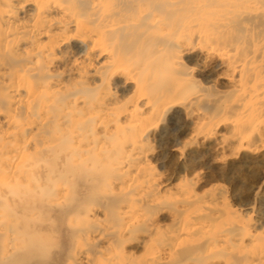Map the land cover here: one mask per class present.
<instances>
[{
  "label": "bare ground",
  "instance_id": "6f19581e",
  "mask_svg": "<svg viewBox=\"0 0 264 264\" xmlns=\"http://www.w3.org/2000/svg\"><path fill=\"white\" fill-rule=\"evenodd\" d=\"M259 159L264 0H0V264H264Z\"/></svg>",
  "mask_w": 264,
  "mask_h": 264
},
{
  "label": "rangeland",
  "instance_id": "374dc122",
  "mask_svg": "<svg viewBox=\"0 0 264 264\" xmlns=\"http://www.w3.org/2000/svg\"><path fill=\"white\" fill-rule=\"evenodd\" d=\"M258 162V163H257ZM256 163H254L253 164V166H255V167H251L249 170H246L245 172H244V175L243 176H241L242 178H241V181H243V183L242 182H240V186H241V188L238 186V188L234 191V195H235V197H237L240 193H243V192H245L246 191V189H248V188H250L252 185H253V181L254 180H252L253 178H250L249 176L252 174V175H255V173H257L258 172V170H260V168H261V166L264 168V160L262 161L261 159H259L258 161H257ZM262 163V164H261ZM257 164V165H256ZM257 167V168H256ZM249 171V172H248ZM254 171V172H253ZM248 172V173H247ZM247 173V174H246ZM249 177L248 179H249V181H248V179L246 178V177ZM246 179H245V178ZM242 183V184H241ZM251 184V185H250ZM221 185L225 188V189H227V190H229L230 191V188H229V186L228 185H226L225 183L223 184V183H221ZM244 185V186H243ZM245 188V189H244ZM244 189V190H243ZM240 190V191H239ZM242 191V192H241ZM240 192V193H239ZM236 193V194H235ZM237 193H238V195H237ZM262 193V192H261ZM264 193V192H263ZM262 193V194H263ZM263 196H264V194H263ZM231 204H232V208L233 209H235L236 211H238L240 214H242V215H248V216H251V217H257L258 215H260V216H262V217H264V207L261 205V206H259V203L257 202V201H254V200H252L251 199V201H249V203L248 204H250V206L248 207L249 209H244V208H241V206L239 205V204H235V202H231ZM234 205V206H233ZM238 205V206H237ZM255 206V209L253 210V211H251L250 210V207L251 206ZM240 208V209H239ZM261 208V209H260ZM246 210V211H245ZM249 210V211H248ZM259 210V211H258ZM250 212V213H249ZM256 213V214H255ZM262 213V214H261ZM252 214V215H251ZM253 214H254V216H253ZM256 215V216H255ZM264 219V218H263ZM262 219V222H261V227H264V220Z\"/></svg>",
  "mask_w": 264,
  "mask_h": 264
}]
</instances>
